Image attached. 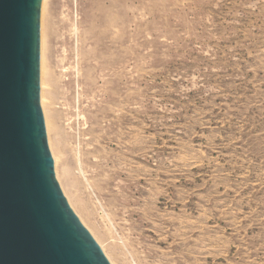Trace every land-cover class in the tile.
I'll list each match as a JSON object with an SVG mask.
<instances>
[{
  "label": "rangeland",
  "instance_id": "374dc122",
  "mask_svg": "<svg viewBox=\"0 0 264 264\" xmlns=\"http://www.w3.org/2000/svg\"><path fill=\"white\" fill-rule=\"evenodd\" d=\"M45 5L54 178L109 264H264V0Z\"/></svg>",
  "mask_w": 264,
  "mask_h": 264
},
{
  "label": "water",
  "instance_id": "95a60500",
  "mask_svg": "<svg viewBox=\"0 0 264 264\" xmlns=\"http://www.w3.org/2000/svg\"><path fill=\"white\" fill-rule=\"evenodd\" d=\"M41 0H0V264H109L54 178L39 104Z\"/></svg>",
  "mask_w": 264,
  "mask_h": 264
},
{
  "label": "bare ground",
  "instance_id": "6f19581e",
  "mask_svg": "<svg viewBox=\"0 0 264 264\" xmlns=\"http://www.w3.org/2000/svg\"><path fill=\"white\" fill-rule=\"evenodd\" d=\"M45 3H46V0H41V3H40V9H41V11L43 12V10H45L44 8H45ZM41 16H43L42 14H41ZM45 16V15H44ZM41 19V18H40ZM42 21V20H41ZM41 23V22H40ZM42 26V25H41ZM40 29H42V28H40ZM44 33V32H43ZM43 35V34H42ZM40 37V36H39ZM40 39V38H39ZM42 41H44L43 40V38L41 37V47H39V56H40V58H39V87H40V90H41V93H39V102H40V105L42 106V108H43V105H45V108H47L48 107V103L49 102H47V106H46V102H45V100H46V98H47V92L45 91V89H47V85H46V76H47V73H46V64H45V59H44V47H43V43L44 42H42ZM46 87V88H45ZM49 91V90H48ZM40 92V91H39ZM44 109V108H43ZM47 113L48 112H46V110L44 109V118H43V120H44V125L46 126L45 128V130H47L48 132H50V131H52L53 129V126H52V122L50 121V118L48 117V115H47ZM54 131V130H53ZM47 132V133H48ZM55 139V138H54ZM48 142V141H47ZM48 144H50V143H48ZM52 144V143H51ZM50 144V145H51ZM53 145V144H52ZM51 147V146H50ZM51 149H53V148H50V150ZM52 156H53V159H54V165H58V161L61 159V158H59L60 156H58V154L56 153V152H54L53 150H52V152L50 153ZM77 155V154H76ZM78 164V163H77ZM56 168V167H55ZM57 169V168H56ZM55 170V169H54ZM56 174H57V170H56ZM60 177V176H59ZM61 185V184H60ZM62 187V186H61ZM62 189H64L63 187H62ZM64 191V190H63ZM65 192V191H64ZM65 195V194H64ZM69 196V195H68ZM69 201V200H68ZM75 202V201H74ZM69 203H70V201H69ZM71 205V204H70ZM76 206V205H75ZM73 209H74V207H73ZM74 212H75V210H74ZM81 216V215H80ZM81 218V217H80ZM83 223V222H82ZM101 246V245H100ZM102 251V250H101ZM107 257H108V255H107ZM110 264H113L112 262H110Z\"/></svg>",
  "mask_w": 264,
  "mask_h": 264
}]
</instances>
